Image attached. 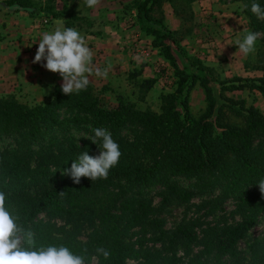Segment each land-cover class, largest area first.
<instances>
[{
    "label": "trees",
    "instance_id": "trees-1",
    "mask_svg": "<svg viewBox=\"0 0 264 264\" xmlns=\"http://www.w3.org/2000/svg\"><path fill=\"white\" fill-rule=\"evenodd\" d=\"M162 1L143 0L136 21ZM8 7L11 12L33 10L20 3ZM257 8L264 12V0H248L243 9L252 22ZM167 55L171 59L169 51ZM176 74L175 92L162 95L159 113L138 111L123 103L104 109L92 86L86 84L75 90L55 86L50 99L33 105L0 97V139L18 136L21 146L42 142L51 146L56 142L49 136L54 129L76 128L95 136L104 130L114 134L132 127L141 154L150 159L146 165L109 160L100 173L79 174L72 182L48 184L41 180L11 191L6 184L24 181L29 159L16 149L0 150V264H36L46 254L66 264H84L92 250L98 251L97 264H127L128 259L178 264L180 258L174 254L161 261L142 248L144 241L163 242L170 248L197 243L193 224L165 231L159 220L150 219L152 209L143 197L148 187L155 183L168 186L177 177L193 178L202 188L219 186L225 197L237 199L241 210L239 222L219 230L207 229L202 250L187 264H264V248L258 242L249 247L247 259L240 258L236 249L258 215L264 214V115L246 100H233L221 93L219 106L208 79L201 78L206 107L195 118L186 100L177 102L178 95L188 91L190 76L178 69ZM195 78L192 76L191 85ZM243 88L257 90L264 100V78L253 86L242 84L228 90ZM173 187L183 199L190 197L183 188ZM43 212L94 215L99 228L87 242L62 238L53 225L37 219ZM121 221H126V227L139 226L141 232L153 228L157 234L148 240L142 235L134 247L122 239ZM19 239L21 247L16 248ZM208 256L212 258L206 259Z\"/></svg>",
    "mask_w": 264,
    "mask_h": 264
},
{
    "label": "rangeland",
    "instance_id": "rangeland-1",
    "mask_svg": "<svg viewBox=\"0 0 264 264\" xmlns=\"http://www.w3.org/2000/svg\"><path fill=\"white\" fill-rule=\"evenodd\" d=\"M63 1L68 2L0 0V10L1 7L9 9L8 5L13 3L29 6L33 9L31 13L23 10L11 13L16 15L15 26H20L22 30L31 27L35 32L48 31L55 27L54 19L63 14ZM110 1L113 0H94L93 8L104 10ZM123 1L132 8L122 10L115 17L107 15L109 20L105 19L106 24L102 27L97 22L89 24V31L98 33L94 36L97 41L90 42L94 46L92 51L89 47L90 54L80 51L82 61L76 63V76L67 78V81L48 71L42 73V79L30 75L31 79L27 80L22 76V82L17 87L10 81L0 85V97L33 105L50 99L55 86L75 90L79 85L86 84L92 86L104 109H113L123 103L138 111L159 113L162 95L175 92L178 69L190 76L187 80L190 87L178 95L177 102L186 100L193 117H199L206 107L201 78L208 79V88L219 106L222 104L218 100L221 93L233 100H246L248 105H253L264 115V100L257 90H228L242 84L253 86L257 80L264 78V12L261 8L253 12L252 22L243 11L248 0H172L173 4L171 0H164L146 15H141L138 22L135 20L137 24L127 27L126 19L136 15L143 0ZM44 18L48 20L46 26L41 23ZM3 38L0 37V51L5 44ZM86 55L89 57L87 60L84 58ZM192 76L196 78L191 85ZM221 86L225 89L221 90ZM177 108L182 112L180 104ZM51 134L49 136L56 140L51 146L43 142L21 146L18 136L0 139L1 151L16 149L29 159L24 181L17 185L4 182L8 190L23 189L41 180L48 184L72 182L79 174L100 173L109 160L142 165L150 160L141 154L132 127L114 134L104 130L95 136L76 128L63 132L54 129ZM174 185L183 188L190 197L183 199ZM143 197L152 209L150 219L159 220L163 230L193 224L197 233V243L189 248L180 245L170 248L163 242L144 241L142 248L161 261L174 254L180 258L178 264H187L192 255L202 250L201 242L207 229L219 230L241 220L236 198L225 197L219 186L202 188L193 178L177 177L175 183L168 186L155 183L147 188ZM37 219L53 225L58 236L80 242H87L99 228L96 217L90 214L43 212L38 214ZM120 229L122 239L134 247H137V240L142 235L148 240L157 234L153 228L146 227V232H141L139 226L126 227V221H121ZM255 242L264 248V214L258 215L255 225L238 242L236 249L240 258L247 259L249 247ZM15 247H21L20 239ZM97 254V250H92L84 264H97ZM205 258L210 260L212 256ZM126 263L144 264L140 259H128ZM36 264L66 263L55 255L46 254Z\"/></svg>",
    "mask_w": 264,
    "mask_h": 264
},
{
    "label": "crops",
    "instance_id": "crops-1",
    "mask_svg": "<svg viewBox=\"0 0 264 264\" xmlns=\"http://www.w3.org/2000/svg\"><path fill=\"white\" fill-rule=\"evenodd\" d=\"M107 3V8L97 11L93 8L94 0L63 1V14L54 19L55 27L40 32H35L31 27L22 30L20 26H15L16 15L11 14L6 7H1L0 30L3 32L0 33L3 34L0 37H5L2 40L5 44L0 51V85L10 81L17 87L22 82V76L27 77V80L31 79L30 75L42 79L40 77L45 71L66 81L76 76V63L80 62L82 55L80 51L90 54L89 47L91 51L94 48L90 42L97 41L94 36L98 33L89 31V24L97 22L102 27L106 24L105 19L109 20L107 15L115 17L122 10L132 8L123 0ZM84 58L87 60L89 57L86 55Z\"/></svg>",
    "mask_w": 264,
    "mask_h": 264
},
{
    "label": "built area",
    "instance_id": "built-area-1",
    "mask_svg": "<svg viewBox=\"0 0 264 264\" xmlns=\"http://www.w3.org/2000/svg\"><path fill=\"white\" fill-rule=\"evenodd\" d=\"M135 20H136V15L132 14V16H130L129 18L126 19V23L125 24H127V27L134 26L136 24ZM41 23H42V25L46 26L47 23H48V20H46L44 18V20ZM141 55H143V54H141ZM146 57H148V55H146Z\"/></svg>",
    "mask_w": 264,
    "mask_h": 264
}]
</instances>
